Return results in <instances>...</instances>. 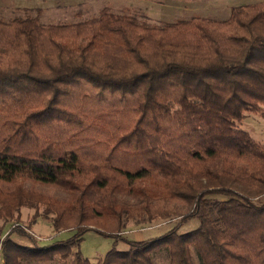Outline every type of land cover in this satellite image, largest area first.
I'll list each match as a JSON object with an SVG mask.
<instances>
[{
    "label": "trees",
    "instance_id": "obj_1",
    "mask_svg": "<svg viewBox=\"0 0 264 264\" xmlns=\"http://www.w3.org/2000/svg\"><path fill=\"white\" fill-rule=\"evenodd\" d=\"M39 63L44 73L32 72ZM129 109L141 116L127 119ZM245 113L264 117V2L233 7L223 21L152 24L106 8L81 22L0 18V184H55L81 209L96 193L131 192L159 174L177 177L190 190L174 195L193 203L147 240L78 225L40 246L19 226L2 238L29 201L0 189V264H90L79 251L89 231L114 239L98 264H264V188L245 191L247 180L264 187V143L240 128ZM192 220L197 227L180 232Z\"/></svg>",
    "mask_w": 264,
    "mask_h": 264
},
{
    "label": "rangeland",
    "instance_id": "obj_2",
    "mask_svg": "<svg viewBox=\"0 0 264 264\" xmlns=\"http://www.w3.org/2000/svg\"><path fill=\"white\" fill-rule=\"evenodd\" d=\"M259 2L264 0H0V18L10 19L32 14L39 16L43 24L81 22L97 16L100 10L106 8L113 13L137 16L152 24L189 20L194 16L223 21L229 17L231 8ZM32 70L41 74L44 73L45 67L39 63L32 67ZM183 84L191 86V81H185ZM145 108L144 113H147L145 118L148 119L152 112L148 108L145 111ZM135 111L127 110L125 117L133 120V117L141 116L139 110ZM239 126L253 139L264 143L263 116L245 113ZM232 165L237 169L241 166L240 163ZM232 175L236 177L237 170L233 171ZM245 187L248 196L264 188L260 182L250 180H247ZM176 188H180L181 191L190 190L184 187L177 177L169 178L154 174L142 185H135L131 192L96 193L89 199V203L79 209L75 194L66 188L16 177L11 183L0 184V189L10 196L12 194V197L21 196L29 201V204L21 205L17 214L14 212L13 220L8 221L4 227L2 238L14 226H19L42 246L69 239L78 225L117 234L127 240L140 241L161 236L174 227L181 216L192 208V202L174 195ZM196 188L198 185H193L189 192L193 194L195 192L193 189ZM259 197L262 199L264 195ZM258 198L253 197L254 200ZM56 218L60 220L59 227L54 226ZM197 225V221H189L180 228V232L190 231ZM10 238L17 244L30 245V240L26 236H19L16 232H13ZM116 240L117 250L127 249V245L121 242L119 237ZM113 242V238L89 231L83 235L79 251L90 264H98L110 250ZM168 263V259L164 257L153 261V264Z\"/></svg>",
    "mask_w": 264,
    "mask_h": 264
}]
</instances>
